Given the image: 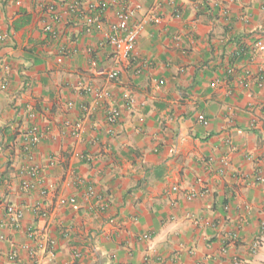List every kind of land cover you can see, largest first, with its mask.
I'll return each instance as SVG.
<instances>
[{"label": "crops", "instance_id": "obj_1", "mask_svg": "<svg viewBox=\"0 0 264 264\" xmlns=\"http://www.w3.org/2000/svg\"><path fill=\"white\" fill-rule=\"evenodd\" d=\"M73 1L0 0V264L29 249L37 264H264V242L251 249L264 235V183L249 184L264 177V0H143L136 20L159 9L116 82L103 75L112 13L102 32L88 30ZM86 85L108 98L96 106ZM128 93L134 107L109 125ZM33 125L43 135L25 151ZM30 165L44 198L24 189ZM8 206L24 213L17 227Z\"/></svg>", "mask_w": 264, "mask_h": 264}, {"label": "built area", "instance_id": "obj_2", "mask_svg": "<svg viewBox=\"0 0 264 264\" xmlns=\"http://www.w3.org/2000/svg\"><path fill=\"white\" fill-rule=\"evenodd\" d=\"M143 0H98L94 2H86L85 0H75L68 6V11L75 15L77 19H79L83 24L87 27L88 30H94L96 32H102L103 25L105 24L106 15L110 12L113 15V21L110 23V27L103 34L102 44L106 45L110 48L111 51V62L113 67L103 73L105 79L108 82H116L119 78L121 68L128 65L131 57L132 51L136 45L137 39L141 34L143 27L150 21H154V17L152 12L158 11V5H153L150 13H147L145 17L140 20H136L137 14L142 9ZM52 10V7L49 8ZM175 18H179L180 15L178 12L174 14ZM1 40H3L1 36ZM68 50L62 48L61 54H67ZM90 66L94 69L97 68L96 61H91ZM6 69V67H5ZM231 70H228L230 73ZM140 73V68L135 70V74ZM247 78L250 77V73L247 72ZM257 85L259 87L262 86V78L259 77L257 79ZM81 90L86 95H91L94 98L95 105H99V103L105 101L106 96L103 92L94 89L91 86L80 87ZM135 105L134 96L131 93L124 95V98L120 101L119 105H114L108 108L106 112V120L109 125L115 126L117 125L122 117V113L124 110H130ZM36 114L33 111L28 112V118L33 120L35 119ZM68 125V124H67ZM67 134L70 137H76L80 133V124H75L74 126L66 127ZM43 132L40 129L39 125H33L30 127L24 136L25 140V151H32L35 147L40 143ZM27 153V152H26ZM28 155V153H27ZM28 159L30 156L28 155ZM223 165H226V162L223 161ZM26 174L30 178L32 183L27 184L24 189L26 191H35L40 196V198H44L47 196L48 191L45 186V181L41 177L37 166L30 165L26 168ZM245 181H248L249 178H244ZM264 183L263 174L258 171L255 175H253L249 184L251 186ZM76 184L83 185L81 180H76ZM175 190V189H174ZM207 194L206 190H200L198 192H192L187 196V199L193 200L196 198L204 197ZM86 195L91 198L97 199V201H101L102 198L97 196L94 192L92 186H86ZM68 203H75L74 198L68 199ZM33 212L44 219L46 217V213L43 210L42 203L37 202L34 204L32 208ZM5 217L6 223L13 227H17L21 221L24 219V213L18 208L13 206H8L5 208ZM240 229V227H238ZM27 237L33 240L36 243V240L42 235L38 233L34 228L27 227L26 228ZM146 240L148 236H143ZM264 242V235L257 236L251 244L252 252H255L257 248L261 246ZM47 252L52 253L54 248L53 243H46L45 245ZM49 249V251H48ZM1 257V254H0ZM27 260L22 261L18 251L13 250L6 256V261L10 264H37L35 259L34 250H27Z\"/></svg>", "mask_w": 264, "mask_h": 264}, {"label": "trees", "instance_id": "obj_3", "mask_svg": "<svg viewBox=\"0 0 264 264\" xmlns=\"http://www.w3.org/2000/svg\"><path fill=\"white\" fill-rule=\"evenodd\" d=\"M242 51H244V49H243ZM241 53H242V52H241Z\"/></svg>", "mask_w": 264, "mask_h": 264}]
</instances>
